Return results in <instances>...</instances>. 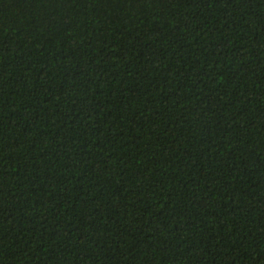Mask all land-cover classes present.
Instances as JSON below:
<instances>
[{
	"label": "trees",
	"instance_id": "obj_1",
	"mask_svg": "<svg viewBox=\"0 0 264 264\" xmlns=\"http://www.w3.org/2000/svg\"><path fill=\"white\" fill-rule=\"evenodd\" d=\"M0 264H264V0H0Z\"/></svg>",
	"mask_w": 264,
	"mask_h": 264
}]
</instances>
